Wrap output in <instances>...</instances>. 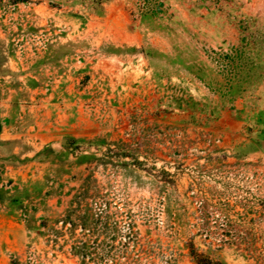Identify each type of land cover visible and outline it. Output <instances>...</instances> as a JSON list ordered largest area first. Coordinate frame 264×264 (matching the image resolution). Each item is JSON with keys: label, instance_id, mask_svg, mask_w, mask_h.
Returning a JSON list of instances; mask_svg holds the SVG:
<instances>
[{"label": "rangeland", "instance_id": "374dc122", "mask_svg": "<svg viewBox=\"0 0 264 264\" xmlns=\"http://www.w3.org/2000/svg\"><path fill=\"white\" fill-rule=\"evenodd\" d=\"M264 264V0L0 1V264Z\"/></svg>", "mask_w": 264, "mask_h": 264}, {"label": "trees", "instance_id": "16d2710c", "mask_svg": "<svg viewBox=\"0 0 264 264\" xmlns=\"http://www.w3.org/2000/svg\"><path fill=\"white\" fill-rule=\"evenodd\" d=\"M0 1H3V0H0ZM12 3H18V2H21V1H24V0H8ZM198 263L199 264H225L223 262H214L213 260L209 259V258H199L198 259Z\"/></svg>", "mask_w": 264, "mask_h": 264}]
</instances>
